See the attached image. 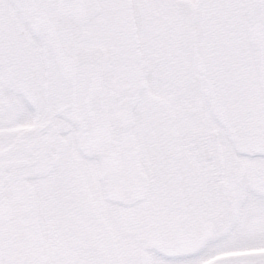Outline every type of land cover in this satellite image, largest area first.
Instances as JSON below:
<instances>
[{
    "label": "snow or ice",
    "instance_id": "6c2138e0",
    "mask_svg": "<svg viewBox=\"0 0 264 264\" xmlns=\"http://www.w3.org/2000/svg\"><path fill=\"white\" fill-rule=\"evenodd\" d=\"M0 264H264V0H0Z\"/></svg>",
    "mask_w": 264,
    "mask_h": 264
}]
</instances>
